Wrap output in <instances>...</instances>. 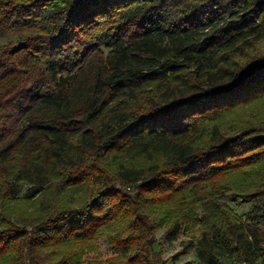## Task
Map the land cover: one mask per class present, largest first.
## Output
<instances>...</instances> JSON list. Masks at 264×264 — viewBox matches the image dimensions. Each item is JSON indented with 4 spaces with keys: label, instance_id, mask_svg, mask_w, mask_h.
I'll use <instances>...</instances> for the list:
<instances>
[{
    "label": "trees",
    "instance_id": "obj_1",
    "mask_svg": "<svg viewBox=\"0 0 264 264\" xmlns=\"http://www.w3.org/2000/svg\"><path fill=\"white\" fill-rule=\"evenodd\" d=\"M0 36V264H264V0H0Z\"/></svg>",
    "mask_w": 264,
    "mask_h": 264
},
{
    "label": "rangeland",
    "instance_id": "obj_2",
    "mask_svg": "<svg viewBox=\"0 0 264 264\" xmlns=\"http://www.w3.org/2000/svg\"><path fill=\"white\" fill-rule=\"evenodd\" d=\"M10 40H13L14 43L17 45V40L12 36H0V49L8 43ZM1 181V179H0ZM235 210H237L240 213H243L247 211V206H236L233 205ZM162 234L161 231L158 232V237H160ZM186 240V237L184 235H181L179 239L176 242L166 244L164 248V258L168 259L167 264H185L187 262H191V264H197L198 258L196 249H192L189 254L187 255H178L179 252L183 248L184 241ZM157 249L158 246H156ZM92 254L100 259L106 258L110 254V247L108 246L107 241L104 238H101L99 241H97L91 248Z\"/></svg>",
    "mask_w": 264,
    "mask_h": 264
},
{
    "label": "built area",
    "instance_id": "obj_3",
    "mask_svg": "<svg viewBox=\"0 0 264 264\" xmlns=\"http://www.w3.org/2000/svg\"><path fill=\"white\" fill-rule=\"evenodd\" d=\"M244 264H246V263H244Z\"/></svg>",
    "mask_w": 264,
    "mask_h": 264
}]
</instances>
